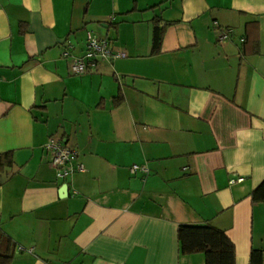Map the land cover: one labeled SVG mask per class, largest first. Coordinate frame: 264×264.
I'll return each mask as SVG.
<instances>
[{
	"label": "crops",
	"instance_id": "crops-1",
	"mask_svg": "<svg viewBox=\"0 0 264 264\" xmlns=\"http://www.w3.org/2000/svg\"><path fill=\"white\" fill-rule=\"evenodd\" d=\"M87 32L120 55L74 75ZM50 136L83 171L57 177ZM5 153L9 264H205L180 253L181 224L223 230L234 264H264V0H0Z\"/></svg>",
	"mask_w": 264,
	"mask_h": 264
},
{
	"label": "trees",
	"instance_id": "trees-1",
	"mask_svg": "<svg viewBox=\"0 0 264 264\" xmlns=\"http://www.w3.org/2000/svg\"><path fill=\"white\" fill-rule=\"evenodd\" d=\"M157 22V21H156ZM162 29L154 26L153 53L158 52ZM115 103L120 101L116 98ZM12 163L10 153L0 155V169ZM254 201L264 199V181L252 192ZM179 251L182 255L201 253L205 264H234V245L226 233L214 226L204 224H181L176 231ZM14 242L0 229V264H9L14 257Z\"/></svg>",
	"mask_w": 264,
	"mask_h": 264
},
{
	"label": "built area",
	"instance_id": "built-area-1",
	"mask_svg": "<svg viewBox=\"0 0 264 264\" xmlns=\"http://www.w3.org/2000/svg\"><path fill=\"white\" fill-rule=\"evenodd\" d=\"M216 24V22H214ZM228 37L226 31H222L219 36L220 40ZM64 56H68L69 52L64 51ZM120 54L114 53L110 47V41L107 37H99L92 32H87L83 54L79 57H73L70 64V71L74 75H80L94 65L97 59L111 58ZM44 148L50 153V165L55 169L59 178H65L75 171H83L84 165L76 160V153L69 148L62 138L50 136L44 145ZM131 173L138 171L147 172V168L143 165L132 164L129 167ZM242 177L232 178L229 183L242 181Z\"/></svg>",
	"mask_w": 264,
	"mask_h": 264
},
{
	"label": "water",
	"instance_id": "water-1",
	"mask_svg": "<svg viewBox=\"0 0 264 264\" xmlns=\"http://www.w3.org/2000/svg\"><path fill=\"white\" fill-rule=\"evenodd\" d=\"M61 191L67 193V191H68V187H67L66 184L62 187Z\"/></svg>",
	"mask_w": 264,
	"mask_h": 264
}]
</instances>
